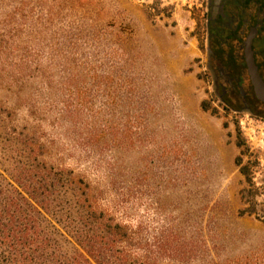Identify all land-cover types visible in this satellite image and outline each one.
<instances>
[{"label": "rangeland", "instance_id": "rangeland-1", "mask_svg": "<svg viewBox=\"0 0 264 264\" xmlns=\"http://www.w3.org/2000/svg\"><path fill=\"white\" fill-rule=\"evenodd\" d=\"M25 1V14L37 24L49 12H63L130 34L125 68L133 71L134 107L145 109L142 125L132 128L133 147L114 149L111 171L95 168L62 130L41 123L47 140H53L46 162L102 189V205L116 220L145 228L151 250L162 247L159 264H222L240 257L244 264H264V111L257 104L247 107L237 93L221 100L220 84L229 91L234 78L221 75L208 60L206 0ZM240 80L244 89V77ZM203 101L207 112L200 108ZM0 103L14 113L17 127L34 125L4 82ZM240 153L251 186L234 163ZM243 187L244 209L254 207V215L238 216ZM126 191L130 197L124 202ZM175 242L182 252L168 258Z\"/></svg>", "mask_w": 264, "mask_h": 264}, {"label": "trees", "instance_id": "trees-1", "mask_svg": "<svg viewBox=\"0 0 264 264\" xmlns=\"http://www.w3.org/2000/svg\"><path fill=\"white\" fill-rule=\"evenodd\" d=\"M26 3L0 0V83L13 88L35 122L17 127L0 103V264H159L162 247L151 250L145 228L116 220L102 205V189L45 160L53 140L41 123L62 130L95 168L111 171L114 149L133 147L132 128L144 121L145 109L134 107L133 71L125 68L130 34L63 12L37 24L25 14ZM200 108L209 111L205 101ZM236 146L243 149L244 141ZM241 156L234 163L251 186ZM238 195V216L254 215V207L244 209V187ZM129 197L122 194L124 202ZM181 252L175 242L168 258ZM222 264H244V257Z\"/></svg>", "mask_w": 264, "mask_h": 264}, {"label": "flooded vegetation", "instance_id": "flooded-vegetation-1", "mask_svg": "<svg viewBox=\"0 0 264 264\" xmlns=\"http://www.w3.org/2000/svg\"><path fill=\"white\" fill-rule=\"evenodd\" d=\"M204 16L208 60L215 63L221 75L234 78L228 84L229 91L220 84L221 100L228 92L237 93L247 107L257 104L264 111V103L254 93L246 63V52L250 51L264 82V0H206Z\"/></svg>", "mask_w": 264, "mask_h": 264}, {"label": "water", "instance_id": "water-1", "mask_svg": "<svg viewBox=\"0 0 264 264\" xmlns=\"http://www.w3.org/2000/svg\"><path fill=\"white\" fill-rule=\"evenodd\" d=\"M246 63L248 67V74L250 77V81L252 83V86L254 88V93L258 100L264 103V82L259 77L256 67L253 63L251 52H246Z\"/></svg>", "mask_w": 264, "mask_h": 264}]
</instances>
